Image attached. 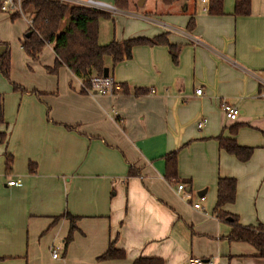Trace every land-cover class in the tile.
Instances as JSON below:
<instances>
[{
	"label": "crops",
	"instance_id": "1",
	"mask_svg": "<svg viewBox=\"0 0 264 264\" xmlns=\"http://www.w3.org/2000/svg\"><path fill=\"white\" fill-rule=\"evenodd\" d=\"M139 2L119 10L98 0L114 25L101 43L166 34L174 48L137 45L114 68L109 59L116 94L87 91L66 66L50 72L54 48L26 87L0 78V264H264L252 245L226 239L231 227L214 213L219 178H235L236 199L223 209L243 225L264 224V0H251L249 15L235 14L236 0H224L220 15L209 0ZM43 52L28 57L42 63ZM224 103L239 109L236 119ZM220 137L252 147L251 158L226 152ZM172 152L178 181L165 177ZM66 213L78 227L67 248ZM111 243L125 258L99 259Z\"/></svg>",
	"mask_w": 264,
	"mask_h": 264
},
{
	"label": "trees",
	"instance_id": "2",
	"mask_svg": "<svg viewBox=\"0 0 264 264\" xmlns=\"http://www.w3.org/2000/svg\"><path fill=\"white\" fill-rule=\"evenodd\" d=\"M166 4H172L176 0H162ZM224 0H209L208 11L211 14H223ZM133 0H114L115 7L119 10H127ZM24 16L31 22V27L22 40L24 51L33 60H38L45 47L53 44L56 55L55 65L48 68L52 73L66 66L80 78L85 89L91 90V80L94 77H103L104 70L111 59V68H114L125 58L132 56L133 48L137 45L168 44L167 35L162 34L155 38L137 37L125 41L113 40L108 44H102L99 40V24L101 19H110L109 12L98 8L75 5L63 0H22ZM251 13V0H236L235 14L249 15ZM21 16L15 13L13 18ZM194 19H191L189 28L193 29ZM0 72L9 78L11 72L10 50L6 48L0 56ZM111 77V75H109ZM19 88V86H16ZM1 107V105H0ZM1 116V114H0ZM220 147L226 152L237 156L242 161H247L253 154V148L242 146L233 138L220 137ZM168 180L178 181L177 152L166 156V174ZM237 180L235 178L220 177L218 181V201L215 215L231 227L226 239L230 242H243L252 245L257 250V256L264 258V224L243 225L238 215L229 213L223 208L226 204L233 203L236 199ZM70 222V232L65 239V248L73 240L78 229L73 215L65 214ZM124 250L111 243L108 250L99 257L100 260L125 258ZM2 259V258H0ZM133 264H162V260L151 257H140Z\"/></svg>",
	"mask_w": 264,
	"mask_h": 264
},
{
	"label": "rangeland",
	"instance_id": "3",
	"mask_svg": "<svg viewBox=\"0 0 264 264\" xmlns=\"http://www.w3.org/2000/svg\"><path fill=\"white\" fill-rule=\"evenodd\" d=\"M65 2L75 4L70 0H63ZM91 2H98V0H84ZM114 3V0H111ZM135 2V0H133ZM137 2V1H136ZM200 3L201 0H198ZM78 5V4H75ZM89 5V4H88ZM93 8L103 9L104 6H91ZM8 12H4L0 10V42H5L9 45L11 49V72L9 78L4 76L0 72V78L6 80L11 86L15 84L24 85L26 80H30L29 74L32 72H37L42 69L46 61H49L53 58V45L49 44L45 47L44 52L42 54V63L33 64L32 60L28 57L26 52L23 50L20 44V38L24 35L23 27L28 26L26 18L19 16L17 19L12 20L9 19ZM9 25V26H8ZM101 42H109L107 39L110 37L111 32L114 29V25L111 22H106L104 19H101ZM7 38V39H6ZM6 39V40H4ZM23 39V38H22ZM108 44V43H106ZM2 97H5V94H1ZM199 199V198H198ZM197 199V200H198ZM199 201V200H198ZM195 202V201H194Z\"/></svg>",
	"mask_w": 264,
	"mask_h": 264
},
{
	"label": "built area",
	"instance_id": "4",
	"mask_svg": "<svg viewBox=\"0 0 264 264\" xmlns=\"http://www.w3.org/2000/svg\"><path fill=\"white\" fill-rule=\"evenodd\" d=\"M205 1V0H204ZM89 5L91 6H103L101 3L98 2H88ZM0 10L4 12H16V13H21L24 15L23 8H22V0H0ZM30 24L32 22L30 21ZM122 89V86L120 83H117L114 81V79L110 76L108 77H94L91 80V90H95L97 93H100L102 95H114L117 92H119ZM202 89H197V94H201ZM223 109L227 113L228 117L230 119H236L239 115V109L229 103H224L223 104ZM206 122V119H203L199 123V127H202ZM9 185L11 186H21L22 181L21 179H11L8 182ZM179 192L185 191L186 190V185L185 184H179L178 186ZM184 197L186 199L191 198V193L185 192ZM194 207L197 209H203V207L199 203H195ZM53 257L57 258L59 257V250L54 249L53 250ZM187 264H212V261H206L205 259L201 258H196L192 257L187 261Z\"/></svg>",
	"mask_w": 264,
	"mask_h": 264
},
{
	"label": "water",
	"instance_id": "5",
	"mask_svg": "<svg viewBox=\"0 0 264 264\" xmlns=\"http://www.w3.org/2000/svg\"><path fill=\"white\" fill-rule=\"evenodd\" d=\"M144 4V0H140V2H139V5H143ZM30 35V33H27V36H29ZM4 50H5V46H0V56L2 55V53L4 52ZM109 76V67H106L105 68V70H104V77H108ZM189 190H191V189H189ZM206 193V189L205 190H203V191H199L198 192V195L200 196V197H203V195Z\"/></svg>",
	"mask_w": 264,
	"mask_h": 264
}]
</instances>
